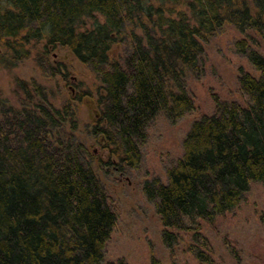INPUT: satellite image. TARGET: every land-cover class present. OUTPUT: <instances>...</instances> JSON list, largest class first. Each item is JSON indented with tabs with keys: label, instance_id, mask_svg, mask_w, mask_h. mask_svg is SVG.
<instances>
[{
	"label": "trees",
	"instance_id": "trees-1",
	"mask_svg": "<svg viewBox=\"0 0 264 264\" xmlns=\"http://www.w3.org/2000/svg\"><path fill=\"white\" fill-rule=\"evenodd\" d=\"M226 23L264 42V0H0L9 65L44 42V52L66 47L99 78L95 133L120 167L139 166L141 143L159 115L175 122L194 108L186 76L201 75L202 42ZM117 43L125 45L120 59L110 54ZM236 51L260 72L239 69L245 104L215 96L214 112L186 133L167 182H143L165 246L189 234L186 250L198 264H219L201 221L233 211L253 183L264 186V57L246 39ZM25 85L18 80L32 108L0 109V264H102L116 212L81 145L67 141L65 124L76 126L70 111L49 105L42 87L30 94ZM171 264L179 263L172 257Z\"/></svg>",
	"mask_w": 264,
	"mask_h": 264
},
{
	"label": "rangeland",
	"instance_id": "rangeland-1",
	"mask_svg": "<svg viewBox=\"0 0 264 264\" xmlns=\"http://www.w3.org/2000/svg\"><path fill=\"white\" fill-rule=\"evenodd\" d=\"M240 39H246L264 57V42L254 30L243 33L229 23L203 41L202 73L188 74L185 80L194 108L175 122L161 114L151 123L147 138L141 143L142 158L136 168H121L119 159L106 147L103 135L95 133L102 85L88 66L66 47L49 46L44 52V42L31 47L28 57L9 65L11 57L0 44V109L33 107L30 105L33 99L18 86L19 80L26 83L30 94L35 85L42 87L48 104L68 109L67 120L75 121V129L71 122L65 124L67 141L81 145L86 163L102 181L116 212L102 264L119 258L129 264H171L172 257L179 264H198L186 250L191 241L189 234L181 232V242L172 249L165 246L160 216L144 195L143 182L152 178L167 182V169L183 154L186 133L195 119L214 112L215 96L245 104L239 88V69L256 77L260 72L245 55L236 51ZM110 54L120 59L125 54V45L114 44ZM201 232L207 237L217 263L264 264V186L253 183L233 211L218 216L212 223L201 221Z\"/></svg>",
	"mask_w": 264,
	"mask_h": 264
}]
</instances>
